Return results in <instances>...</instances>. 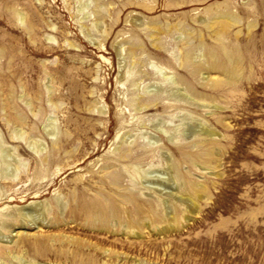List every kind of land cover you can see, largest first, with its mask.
Here are the masks:
<instances>
[{
	"label": "rangeland",
	"instance_id": "obj_1",
	"mask_svg": "<svg viewBox=\"0 0 264 264\" xmlns=\"http://www.w3.org/2000/svg\"><path fill=\"white\" fill-rule=\"evenodd\" d=\"M0 198V264H264V0H0Z\"/></svg>",
	"mask_w": 264,
	"mask_h": 264
},
{
	"label": "bare ground",
	"instance_id": "obj_2",
	"mask_svg": "<svg viewBox=\"0 0 264 264\" xmlns=\"http://www.w3.org/2000/svg\"><path fill=\"white\" fill-rule=\"evenodd\" d=\"M229 60H235V59H229ZM205 154L206 155H209V151L208 150H206V152H205ZM14 192H16V193H18V192H22V191H17V190H13V191H11V192H9L6 196H4V198H6V197H10V200H13L14 199V197H13V195H12V193H14ZM2 195H3V193H2ZM3 198V197H2ZM0 200H1V198H0ZM23 200V199H22ZM22 215H24V216H26V217H28L30 220H32L33 222H35L36 221V218H37V216L32 212V211H23L22 212Z\"/></svg>",
	"mask_w": 264,
	"mask_h": 264
}]
</instances>
